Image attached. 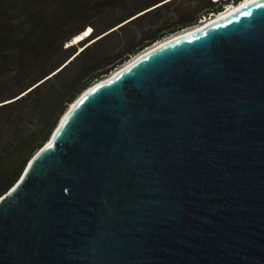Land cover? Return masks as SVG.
<instances>
[{"label": "water", "instance_id": "95a60500", "mask_svg": "<svg viewBox=\"0 0 264 264\" xmlns=\"http://www.w3.org/2000/svg\"><path fill=\"white\" fill-rule=\"evenodd\" d=\"M142 52L0 196V264H264V0Z\"/></svg>", "mask_w": 264, "mask_h": 264}, {"label": "trees", "instance_id": "16d2710c", "mask_svg": "<svg viewBox=\"0 0 264 264\" xmlns=\"http://www.w3.org/2000/svg\"><path fill=\"white\" fill-rule=\"evenodd\" d=\"M170 1L0 0V102L14 99L0 105V196L83 91L163 39L161 31L142 38L136 26ZM240 1L206 0L199 16ZM197 21L193 16L170 32ZM88 28L89 38L71 44ZM34 94L27 115L18 112ZM33 116L36 126L27 120Z\"/></svg>", "mask_w": 264, "mask_h": 264}, {"label": "rangeland", "instance_id": "374dc122", "mask_svg": "<svg viewBox=\"0 0 264 264\" xmlns=\"http://www.w3.org/2000/svg\"><path fill=\"white\" fill-rule=\"evenodd\" d=\"M205 3H206V0H172L168 2L166 5H164V7L158 9L157 11H154V13L149 15L144 21L140 22L136 26L137 31L140 33L139 36H142V38H146V37H149L150 35H153L157 31H161V32H166L165 36L163 37L164 39L179 31H183L184 29H186L184 28L183 30L181 29L176 32H172V33L170 32L172 29L177 28V26L180 25L182 21L190 19L193 16H198V21L195 24L190 25L187 28H191L195 25H198L204 19V15L202 16H199V15L203 13ZM239 3H241V1ZM231 5H236V4H231ZM206 18H209V15H207ZM73 41H75V39ZM73 41L71 42V44L74 43ZM76 43L78 44V41L75 42V44ZM37 99L38 97L36 94L32 95L30 99H28L26 102L21 103L19 105L18 112H22L24 115H27L28 111L31 110V108L33 107ZM13 100L14 99H11L5 102H0V105H3ZM27 120L30 122L32 126H36L37 119L35 116L32 117V120L31 119L29 120V118H27ZM40 139H41V135L39 136L38 140Z\"/></svg>", "mask_w": 264, "mask_h": 264}, {"label": "bare ground", "instance_id": "6f19581e", "mask_svg": "<svg viewBox=\"0 0 264 264\" xmlns=\"http://www.w3.org/2000/svg\"><path fill=\"white\" fill-rule=\"evenodd\" d=\"M254 1H256V0H242L241 3H239V4L228 6L227 9L224 10V11H222L219 15H214V16H212V17H210V18L203 19L198 25H195V26H193V27H191V28L184 29L183 31H179V32H177V33H175V34H173V35H171V36H169V37H166V38H164V39L158 41L157 43H155L153 46L147 48V49L144 50V52H142V53H145V52L149 51L150 49L155 48V47H157V46H159V45H161V44H163V43H165V42H167V41H171V40H173V39H176V38L181 37V36H183V35H186V34H188V33H192V32H194V31H197V30H199V29L205 27L206 25L212 23L213 21H216V20H218V19H222V18H224V17H226V16H228V15L234 13L235 11L241 9L242 7H244V6H246V5L250 4V3H252V2H254ZM86 34H87V33H86ZM86 34H83L81 37H79V38H77L75 41H73V42H74L73 44H75V42H77V41H78L79 39H81L83 36H86ZM80 35H81V34H80ZM78 36H79V35H78ZM78 43H79V42H78ZM76 44H77V43H76ZM106 78H107V77H106Z\"/></svg>", "mask_w": 264, "mask_h": 264}, {"label": "clouds", "instance_id": "9594fccd", "mask_svg": "<svg viewBox=\"0 0 264 264\" xmlns=\"http://www.w3.org/2000/svg\"><path fill=\"white\" fill-rule=\"evenodd\" d=\"M221 12H222V11H221ZM221 12H219V13H217V14H215V15H219ZM88 29H90V30L92 31L91 28H88ZM88 29H87V30H88ZM87 30L85 31L86 33H88V32L90 31V30H88V31H87ZM86 33L83 32V33H81V35L75 37L74 39L76 40L77 38L81 37L83 34H86ZM89 36H90V35H88V36H83V39L80 40V41H78V42H81V41L85 40L86 38H89Z\"/></svg>", "mask_w": 264, "mask_h": 264}, {"label": "built area", "instance_id": "2783aa9c", "mask_svg": "<svg viewBox=\"0 0 264 264\" xmlns=\"http://www.w3.org/2000/svg\"><path fill=\"white\" fill-rule=\"evenodd\" d=\"M228 6H229V5H225V6H224V10H225ZM224 10H223V11H224ZM214 15H215L214 13H210V14H209V18L212 17V16H214ZM204 19H206V17H204Z\"/></svg>", "mask_w": 264, "mask_h": 264}, {"label": "snow or ice", "instance_id": "6c2138e0", "mask_svg": "<svg viewBox=\"0 0 264 264\" xmlns=\"http://www.w3.org/2000/svg\"><path fill=\"white\" fill-rule=\"evenodd\" d=\"M67 119V118H66ZM62 127H63V125H62Z\"/></svg>", "mask_w": 264, "mask_h": 264}]
</instances>
